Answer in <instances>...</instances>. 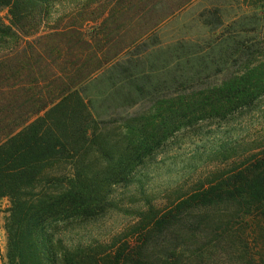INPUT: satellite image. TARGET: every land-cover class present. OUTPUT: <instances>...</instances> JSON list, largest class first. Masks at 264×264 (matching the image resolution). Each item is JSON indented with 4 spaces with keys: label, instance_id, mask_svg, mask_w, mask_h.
I'll use <instances>...</instances> for the list:
<instances>
[{
    "label": "trees",
    "instance_id": "trees-1",
    "mask_svg": "<svg viewBox=\"0 0 264 264\" xmlns=\"http://www.w3.org/2000/svg\"><path fill=\"white\" fill-rule=\"evenodd\" d=\"M163 1L147 0L134 19L162 13ZM142 2L0 0V10L9 16L8 26L0 23L3 47L35 34L62 4L80 7L72 9L70 18L81 23L58 26L43 37L63 40L54 52L74 59L63 69L53 66L48 49L41 46L42 37L24 43L23 49L32 51L38 64V80L30 90L11 86L15 71L6 66L9 57L0 59V199L9 203L6 264H148L150 239L190 220L197 226L217 215L257 216L264 224V132L253 131L242 139L246 146L240 153L241 147L223 134L210 156L217 169L195 173V180L172 190L148 193L143 175L156 151L176 132L204 123L226 126L235 117L254 116L264 108V35L258 44L238 39L234 23L209 39L201 52L190 42L176 44L158 84L152 81L154 71L122 77L112 88L136 83L137 97L145 95L151 105L143 116L118 122L119 142L106 137L104 120L92 100L83 97L81 87L104 65L90 67L101 51L91 45L95 37L84 38L82 23L97 26L127 17L133 4ZM172 14L163 13L153 29ZM258 30L264 34L261 27ZM211 47L226 50L215 57ZM228 65L239 69L230 72ZM138 81H146L147 88ZM134 102L127 106L139 101ZM131 187L132 212L113 197L117 189ZM116 213L132 216L124 226L129 232L124 241L91 235L88 227ZM157 264H170L169 258L158 257ZM258 264H264V250Z\"/></svg>",
    "mask_w": 264,
    "mask_h": 264
},
{
    "label": "rangeland",
    "instance_id": "rangeland-1",
    "mask_svg": "<svg viewBox=\"0 0 264 264\" xmlns=\"http://www.w3.org/2000/svg\"><path fill=\"white\" fill-rule=\"evenodd\" d=\"M163 3V12L153 14L152 18L134 19L138 10L147 5V0H143L140 4H133L127 17L123 16L97 26L82 23L84 38L90 40L95 37L91 45L98 47L96 51H101L98 54V62L92 60L90 67L93 68L99 63L104 65V68L92 75L91 80L81 87L82 95L87 100H92L95 112L104 120L102 124H106L104 134L113 142H119L117 128L121 119L129 120L143 116L151 105L145 95L143 98L137 97L136 83L112 88L122 77L143 73L148 75L146 73L154 71L152 81L153 84H158L161 81L159 75L176 44L190 42L197 46L196 51L201 52L206 48L209 39L222 35L225 30L227 32L234 23H238L232 27L238 39L258 44V40L264 35L258 30L259 27L264 30V0H164ZM74 8L80 9L74 4L56 6L46 23L42 24L35 34L17 44L11 42L5 47L0 46V59L9 57L5 60L9 61L6 66L15 71L16 80L10 82L11 86L15 85L24 91L32 88V83L38 77V64L34 53L23 49L24 43L34 44L38 38L46 37L58 26L79 24L78 20L70 18ZM169 11L174 14L153 29L160 16ZM258 18L262 20L259 21ZM0 23L9 25L6 10H0ZM98 33H101L99 38L95 35ZM44 39L41 46L48 49L50 59L55 62V65L50 64L51 66L63 69L66 61L74 60L68 53L57 55V52H54L55 47H61L64 43L62 39ZM211 49L215 51V57H218L220 50H226L224 47ZM47 56L49 54L45 55ZM227 67L230 72L239 69L238 65ZM138 82V86L147 88L146 81ZM24 91L21 93L22 98ZM137 99L139 102L136 106H127L135 103ZM253 131H258V134L264 132L263 106L254 116L235 117L226 126L204 123L192 131L176 132L156 151L144 170L147 192L157 194L163 190H172L186 181L189 183L192 178L195 180V173L214 171L217 166L210 162V156L216 150L223 134H226L229 141L241 147L238 149L240 153L246 146L242 139L253 134ZM130 190L132 187L126 190L117 189L113 197L120 201L127 211L132 212L134 207L130 208L128 199L132 193ZM8 207V200L0 199V264H6L4 225ZM131 221L132 216L116 213L88 227V231L97 239L119 236L124 241L129 234L128 231L124 232V226ZM193 223L194 221L190 220L186 225H179L172 231L154 235L149 241L148 256L145 255L148 264H157L158 257L169 258L170 264H258L259 255L264 250V224L258 223L257 216L231 219L230 215H217L212 217V222L202 220L201 225L197 226ZM129 250H132V246ZM174 250L176 251L173 252Z\"/></svg>",
    "mask_w": 264,
    "mask_h": 264
}]
</instances>
